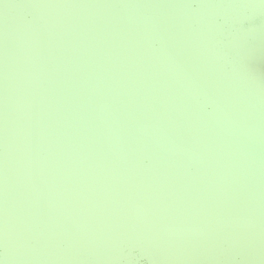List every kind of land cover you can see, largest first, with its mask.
<instances>
[{"label": "rangeland", "instance_id": "1", "mask_svg": "<svg viewBox=\"0 0 264 264\" xmlns=\"http://www.w3.org/2000/svg\"><path fill=\"white\" fill-rule=\"evenodd\" d=\"M192 1L0 0L1 233L226 264L264 217V0Z\"/></svg>", "mask_w": 264, "mask_h": 264}, {"label": "water", "instance_id": "2", "mask_svg": "<svg viewBox=\"0 0 264 264\" xmlns=\"http://www.w3.org/2000/svg\"><path fill=\"white\" fill-rule=\"evenodd\" d=\"M192 7L196 5L195 0L192 1ZM221 19V18H220ZM218 18V20H220ZM245 25L249 24V20L244 16L241 18ZM156 46V43L153 45ZM205 109H208L211 104L206 102ZM165 151V146H161ZM144 163L146 160H142ZM248 164V163H247ZM250 165V164H249ZM254 167V164H252ZM263 165V163H262ZM256 167V165H255ZM264 176V175H263ZM2 199L4 203H2V216L5 221H14L19 223L22 220H26L27 223L32 225L35 228H38L35 223H33L29 218H20L13 219L15 216L13 211L15 210L14 204H9L8 201H17L15 198L7 197L5 193L2 195ZM11 208V210L9 209ZM252 215L255 218H259L257 224H252L250 222H245L244 224L240 223L235 226L236 229V241L237 247L231 245L225 238H221L214 248H209L207 242L205 248L207 250L210 249L213 257L217 260H224L226 264H264V217H259L258 212L260 210L253 206L251 207ZM14 209V210H13ZM237 223H235L236 225ZM12 225H8L7 228L2 227V233L0 232V264H93L91 261V253L88 249H86L81 254H71L65 253L64 260L55 262L54 258L50 260L48 253L45 252V248H39L37 246H33L32 238H27L25 236H19L15 231L17 229H11ZM208 230L207 227H198L197 230ZM7 230V231H6ZM9 230V231H8ZM11 230H13L11 232ZM27 235V234H26ZM181 242V241H180ZM182 243V242H181ZM187 242H185L186 244ZM215 244V243H213ZM231 245V246H230ZM37 247V248H34ZM117 252L114 254L115 256L112 259H116L115 263L117 264H186L182 258L177 256H171L170 258H166L159 263H155V258L151 254H148L145 244H142L140 240H134L127 245H124V248H116ZM195 251H198V248H189ZM200 249V248H199ZM200 252V251H198ZM250 252V253H249ZM195 253L193 256H189L191 259H188L192 264H216V261L210 260L207 255ZM127 255V256H125ZM185 255V254H182ZM107 257V258H106ZM104 258L111 259L110 256H106ZM196 257V258H195ZM104 264H107L104 263ZM112 264V263H109Z\"/></svg>", "mask_w": 264, "mask_h": 264}]
</instances>
